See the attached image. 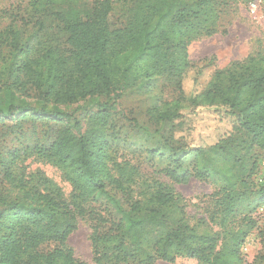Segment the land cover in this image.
I'll use <instances>...</instances> for the list:
<instances>
[{
  "label": "trees",
  "instance_id": "trees-1",
  "mask_svg": "<svg viewBox=\"0 0 264 264\" xmlns=\"http://www.w3.org/2000/svg\"><path fill=\"white\" fill-rule=\"evenodd\" d=\"M35 1L39 11L58 23L65 40L31 55L18 29L0 30L6 51L5 56L0 50L5 75L0 78V125L10 121L7 132L16 139L25 135L22 124L27 121L59 127L47 143L36 142L22 153L19 146L0 142V183L8 189L0 191V264H88L74 256L68 242L85 216L96 218L89 234L94 264H154L179 256L199 264H236L245 239L259 229L252 213L264 203V181L256 180L264 157L252 162L250 188L237 191L224 175L226 187L215 200L218 224L224 227L220 237L199 234L183 222L171 225L162 208L181 196L169 187L147 184L148 190L135 198L131 185L138 179L137 169L117 159L107 135L124 91L165 76L176 79L178 99L172 107L154 106L149 114L155 122L171 125L173 143L199 157L234 155L243 148L264 151V52L215 68L199 92L187 95L182 87L189 69L198 75L213 59L191 62L188 43L217 32L230 0H92L88 9L62 10L53 8L54 0ZM116 3L129 5L127 18L111 26ZM33 18L42 30L41 17ZM199 107L221 110L230 119V130L207 146H191L175 135ZM25 151L24 162L34 156L56 167L69 192L40 170L27 172L29 165L19 161ZM210 165L194 173L165 169L164 174L183 184L192 177L206 178L215 170ZM106 187L119 193L128 209L115 228L102 230V213L87 210L86 204ZM235 216L241 224L229 226ZM47 243L51 246L44 248Z\"/></svg>",
  "mask_w": 264,
  "mask_h": 264
},
{
  "label": "rangeland",
  "instance_id": "rangeland-1",
  "mask_svg": "<svg viewBox=\"0 0 264 264\" xmlns=\"http://www.w3.org/2000/svg\"><path fill=\"white\" fill-rule=\"evenodd\" d=\"M91 1L54 0L53 8L88 9ZM230 2L228 13L221 18L217 32L191 40L187 45V55L191 62L200 63L213 58L212 63L203 68L198 75L195 74L194 69H189L185 73L182 87L187 95L203 89L215 68L227 66L232 61H242L246 56L258 51L264 52V8L252 14L248 9L249 0H230ZM35 3V0H0V30L10 25L18 29L20 41L30 46L31 55H36L39 50L49 45L61 44L65 40L58 23L43 11H39ZM128 7L129 5L122 3L114 5L109 16L111 26H119L126 21ZM33 17H41L42 30L39 31L38 26L34 25L36 18ZM0 50L3 53L5 46L0 44ZM2 67L0 56V78L4 75ZM137 85L138 83L124 91L117 113L107 129L108 139L114 144L117 159L137 169L138 179L131 185L134 197L140 198V193L148 190L147 184L169 187L181 196L177 203L162 208L163 212L169 213L168 222L171 225L175 226L183 222L199 234L216 232L222 237L224 227L218 224L220 213L215 200L226 187L224 175L230 177L235 190H245V185L250 188L253 177L252 162L264 157V151L257 148H243L236 150L234 155L208 153L204 157H199L180 148L169 139L171 125L166 121L155 122L149 114V110L154 106L166 108L175 105L178 99L176 79L157 76L151 81L150 87L146 84ZM2 100L0 92V101ZM27 100L31 101L32 97ZM75 106L76 104H73L69 109ZM80 112L81 110H78L75 115H79ZM222 114L223 111L214 108H196L188 113L183 128L176 131L175 135H181L191 146H207L230 130V119L223 117ZM10 123L7 121L4 125H0V142L7 141L6 146H19L21 153L25 147H32L36 142L47 143L54 137L55 130L59 127L53 123L27 121L22 124L25 135L16 139L11 137L14 134L7 132L6 127ZM27 153L29 152L25 151L19 157L20 162L29 165L26 168L27 172L40 170L61 186L65 193L69 192L68 183L63 180L56 167L35 159L34 156H29L24 162ZM210 164L214 165L215 170L206 178L192 177L183 184L172 182L164 174L165 169H172L178 173L189 170L194 173L200 167H210ZM260 173L259 169L256 180L261 177ZM0 191L7 192V186L0 183ZM86 208L94 209L95 213H102L103 219L106 220L101 224L102 230L115 228L122 210L128 209L121 195L110 187L98 193L94 201L86 204ZM252 216L257 220L259 229L253 230L245 239L240 248V260L236 264H264V203L257 206ZM95 219L88 216L81 219L68 240L74 250V256L88 264H94L91 260L89 234L91 226L96 223ZM227 224L239 226L240 217L229 219ZM50 246L48 243L43 245L44 248ZM154 264L199 263L187 256H179L174 262L159 259Z\"/></svg>",
  "mask_w": 264,
  "mask_h": 264
},
{
  "label": "built area",
  "instance_id": "built-area-1",
  "mask_svg": "<svg viewBox=\"0 0 264 264\" xmlns=\"http://www.w3.org/2000/svg\"><path fill=\"white\" fill-rule=\"evenodd\" d=\"M262 8H264V0H250L248 3V9L252 14L259 12ZM261 166L262 174L258 178L259 181L264 180V161H262Z\"/></svg>",
  "mask_w": 264,
  "mask_h": 264
}]
</instances>
